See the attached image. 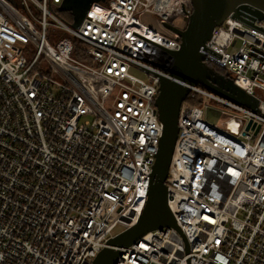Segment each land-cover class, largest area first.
Wrapping results in <instances>:
<instances>
[{
    "label": "built area",
    "instance_id": "built-area-1",
    "mask_svg": "<svg viewBox=\"0 0 264 264\" xmlns=\"http://www.w3.org/2000/svg\"><path fill=\"white\" fill-rule=\"evenodd\" d=\"M64 1L0 0V264H93L138 221L163 135L157 74L193 12L105 0L73 27L49 10ZM200 51L257 107L190 86L200 105H181L166 180L177 227L116 264H264V19L232 13ZM211 101L220 126L204 117Z\"/></svg>",
    "mask_w": 264,
    "mask_h": 264
},
{
    "label": "water",
    "instance_id": "water-1",
    "mask_svg": "<svg viewBox=\"0 0 264 264\" xmlns=\"http://www.w3.org/2000/svg\"><path fill=\"white\" fill-rule=\"evenodd\" d=\"M105 0H65L61 12H71L74 27H80L93 3ZM193 12L184 30L177 31L181 38L179 50H166L171 66L157 74L160 82L155 105L163 124V135L153 166L146 204L138 221L131 227L110 238L93 264H116L121 248H127L146 234L164 227H177L169 207L166 185L175 145L178 139V118L182 103L188 98L190 86L202 85L213 93L237 104L255 109L257 100L247 95L234 83L220 82L216 72L205 62L200 49L212 37L217 26L222 25L232 13L240 17L243 11L264 19V0H192Z\"/></svg>",
    "mask_w": 264,
    "mask_h": 264
},
{
    "label": "rangeland",
    "instance_id": "rangeland-1",
    "mask_svg": "<svg viewBox=\"0 0 264 264\" xmlns=\"http://www.w3.org/2000/svg\"><path fill=\"white\" fill-rule=\"evenodd\" d=\"M49 10L53 13H55L57 16H60L57 12L56 9L54 8V6L50 3L49 4ZM71 26L74 27L73 24H69ZM136 74L138 76L144 77L143 74H141L140 72H136ZM216 78L220 81V82H229L232 80L231 76L229 74L227 75H221V74H216ZM203 110H204V117L205 119L213 124V125H218L220 126L221 123L223 121H225L228 116L226 114H224L222 112L223 109H225V107L219 103H217L216 101H211L209 102L206 106L205 104L202 106ZM122 227H118L115 230V234H118L122 231Z\"/></svg>",
    "mask_w": 264,
    "mask_h": 264
},
{
    "label": "trees",
    "instance_id": "trees-1",
    "mask_svg": "<svg viewBox=\"0 0 264 264\" xmlns=\"http://www.w3.org/2000/svg\"><path fill=\"white\" fill-rule=\"evenodd\" d=\"M60 16L67 22H72L74 20L73 19V14L71 12H61ZM214 70H215V72L217 74L227 75V72L224 69L220 68V67L214 66ZM187 101L189 103L193 104V105H200V102L198 100L192 99L191 97L188 98Z\"/></svg>",
    "mask_w": 264,
    "mask_h": 264
}]
</instances>
